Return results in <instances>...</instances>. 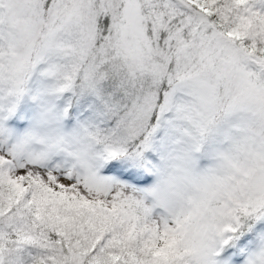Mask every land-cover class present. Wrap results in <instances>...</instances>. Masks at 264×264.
<instances>
[{"label": "snow or ice", "instance_id": "snow-or-ice-1", "mask_svg": "<svg viewBox=\"0 0 264 264\" xmlns=\"http://www.w3.org/2000/svg\"><path fill=\"white\" fill-rule=\"evenodd\" d=\"M0 264H264V0H0Z\"/></svg>", "mask_w": 264, "mask_h": 264}]
</instances>
